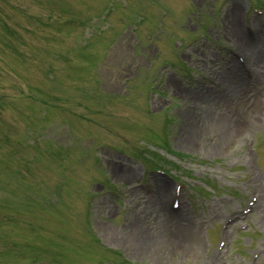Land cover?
<instances>
[{"label":"rangeland","instance_id":"rangeland-1","mask_svg":"<svg viewBox=\"0 0 264 264\" xmlns=\"http://www.w3.org/2000/svg\"><path fill=\"white\" fill-rule=\"evenodd\" d=\"M238 2L264 42V0H0V264H264L263 204L225 226L264 197V83L229 31ZM155 167L187 184L200 243L169 236L175 180ZM143 177L150 191L131 187Z\"/></svg>","mask_w":264,"mask_h":264},{"label":"bare ground","instance_id":"bare-ground-1","mask_svg":"<svg viewBox=\"0 0 264 264\" xmlns=\"http://www.w3.org/2000/svg\"><path fill=\"white\" fill-rule=\"evenodd\" d=\"M239 6H237L236 4H233L230 10V17H228V25H229V31L230 34H232V37L236 40V42L239 43L240 47L244 50V52H248V56L251 58L254 57L255 60H257L255 63L256 65L259 67V70L256 73V81L259 80V82L264 83V42L261 41V39H259L257 36L255 37H251V34L249 33V35H247L245 33V31L239 26L238 23V16L242 11V6L241 3H237ZM257 52V54L255 53ZM232 66L235 67V69L233 70L235 76L233 78H231L234 84L238 85V86H248V84L250 83L249 81L245 80L244 78L241 77V75L239 74V64L235 63L233 61ZM242 88V87H241ZM200 99L202 101H208V97L206 98L204 97H200ZM257 109V107H255ZM227 121V120H225ZM194 121H192L191 123H193ZM199 129L196 128L194 129V127H192V129H190L189 131H187L184 141L186 142V144H188L189 138H192L194 136V134L198 131ZM131 169H133L131 167ZM115 171V170H114ZM121 170H119L118 172H120ZM122 172V171H121ZM124 173L129 174V171L124 170ZM259 181V186L264 189L262 182L263 180L261 178H257ZM157 194H158V200L160 201V204H163V199L170 193V182L164 178L161 177L160 180L157 182ZM172 193L174 194V190L172 191ZM259 203V204H258ZM257 203V206H260L261 204L264 205V197L262 199H260ZM162 209H160V211H162V215L165 216L167 215V217L165 218L166 221V225L168 226V231L169 232V236H185L188 237V239H190L193 243H200L201 242V230L199 229V225L196 223L195 220H193L191 217H189L188 215L184 214V212H182L181 210H179L177 213H173V211H171V209L169 211L166 212L164 206H161ZM216 226H214V230H215ZM142 231L140 238L137 240L136 243V251L137 252H149L150 251V247H148L151 244H156L159 242L158 237H154L147 234L146 232ZM172 235V236H171ZM153 237V240L151 241V237ZM215 236V232L213 233V236ZM148 244V246H147ZM160 245L158 244V246H156V248H158ZM153 251V249H152ZM155 251V250H154Z\"/></svg>","mask_w":264,"mask_h":264}]
</instances>
